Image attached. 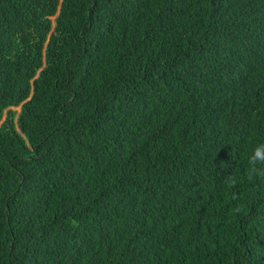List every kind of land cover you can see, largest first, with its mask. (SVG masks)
Returning a JSON list of instances; mask_svg holds the SVG:
<instances>
[{
    "label": "trees",
    "instance_id": "16d2710c",
    "mask_svg": "<svg viewBox=\"0 0 264 264\" xmlns=\"http://www.w3.org/2000/svg\"><path fill=\"white\" fill-rule=\"evenodd\" d=\"M259 143L264 0H0V264H264Z\"/></svg>",
    "mask_w": 264,
    "mask_h": 264
},
{
    "label": "clouds",
    "instance_id": "9594fccd",
    "mask_svg": "<svg viewBox=\"0 0 264 264\" xmlns=\"http://www.w3.org/2000/svg\"><path fill=\"white\" fill-rule=\"evenodd\" d=\"M249 163L251 165V172L249 179H253V174L264 176V143L257 144L252 150Z\"/></svg>",
    "mask_w": 264,
    "mask_h": 264
},
{
    "label": "rangeland",
    "instance_id": "374dc122",
    "mask_svg": "<svg viewBox=\"0 0 264 264\" xmlns=\"http://www.w3.org/2000/svg\"><path fill=\"white\" fill-rule=\"evenodd\" d=\"M18 110L20 109V107L17 108Z\"/></svg>",
    "mask_w": 264,
    "mask_h": 264
},
{
    "label": "water",
    "instance_id": "95a60500",
    "mask_svg": "<svg viewBox=\"0 0 264 264\" xmlns=\"http://www.w3.org/2000/svg\"><path fill=\"white\" fill-rule=\"evenodd\" d=\"M54 24H55V22H54Z\"/></svg>",
    "mask_w": 264,
    "mask_h": 264
}]
</instances>
